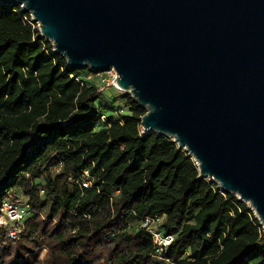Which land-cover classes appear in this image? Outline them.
Instances as JSON below:
<instances>
[{"label":"trees","instance_id":"obj_1","mask_svg":"<svg viewBox=\"0 0 264 264\" xmlns=\"http://www.w3.org/2000/svg\"><path fill=\"white\" fill-rule=\"evenodd\" d=\"M80 72L96 73L69 69L29 14L0 5V207L20 193L33 210L16 242L0 227V264H158L135 225L161 216L172 264H264L252 210L170 138L142 133L130 95L107 111ZM85 170L91 189L75 183Z\"/></svg>","mask_w":264,"mask_h":264},{"label":"water","instance_id":"obj_2","mask_svg":"<svg viewBox=\"0 0 264 264\" xmlns=\"http://www.w3.org/2000/svg\"><path fill=\"white\" fill-rule=\"evenodd\" d=\"M19 5L71 70H113L199 176L264 229V0H0Z\"/></svg>","mask_w":264,"mask_h":264},{"label":"built area","instance_id":"obj_3","mask_svg":"<svg viewBox=\"0 0 264 264\" xmlns=\"http://www.w3.org/2000/svg\"><path fill=\"white\" fill-rule=\"evenodd\" d=\"M103 74H112L114 76L113 88L117 89L115 72L109 70L103 73H96L97 76H102ZM103 81L104 79L101 82ZM98 111L101 112V108ZM118 113L116 112L115 114ZM100 118L101 122L104 123L106 120L105 115L101 114ZM60 167L61 164L56 168V172L59 171ZM82 177H85V179L77 180L75 183L84 189H91V182L87 181L89 175L86 170L82 172ZM39 195H43V190H39ZM32 213V208L22 195H18L16 198L5 199L2 202L0 207V227L6 232V236L10 242L14 243L19 240L24 231V224ZM163 222L164 216L145 217L136 223L135 230L142 228L150 235L153 243V251L150 254V258L154 262L158 264H172L170 260L164 258V254H166L170 245L173 243L174 235L165 232L161 228Z\"/></svg>","mask_w":264,"mask_h":264},{"label":"rangeland","instance_id":"obj_4","mask_svg":"<svg viewBox=\"0 0 264 264\" xmlns=\"http://www.w3.org/2000/svg\"><path fill=\"white\" fill-rule=\"evenodd\" d=\"M80 76H82V78H85L88 86L94 87L101 92V96L99 97V100L101 102H103V104L106 106L107 111H111V110H115V109L127 110V108H128L127 104L128 103L126 101V98L129 94L113 88L114 76L112 74L111 75L110 74H107V75L103 74L102 76H97L96 73L95 74L94 73L88 74L87 72H80ZM103 79H104V81L101 82ZM142 133H144V132L142 131ZM207 181H209V180H207ZM19 195H21V194L19 193ZM43 220H44V222H46V220L44 218H42V221ZM55 224H56V221H53V225H55ZM103 241H105V242L109 241V238L105 237L103 239ZM45 255H46V250L43 249L40 253L38 260H42Z\"/></svg>","mask_w":264,"mask_h":264},{"label":"crops","instance_id":"obj_5","mask_svg":"<svg viewBox=\"0 0 264 264\" xmlns=\"http://www.w3.org/2000/svg\"><path fill=\"white\" fill-rule=\"evenodd\" d=\"M23 196V195H22ZM24 197V196H23Z\"/></svg>","mask_w":264,"mask_h":264}]
</instances>
